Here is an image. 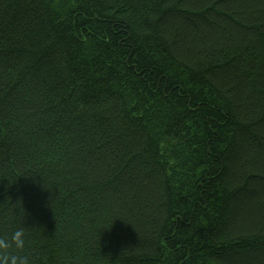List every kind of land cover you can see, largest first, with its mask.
I'll return each mask as SVG.
<instances>
[{
	"label": "trees",
	"instance_id": "obj_1",
	"mask_svg": "<svg viewBox=\"0 0 264 264\" xmlns=\"http://www.w3.org/2000/svg\"><path fill=\"white\" fill-rule=\"evenodd\" d=\"M24 209L35 264H264V0H0Z\"/></svg>",
	"mask_w": 264,
	"mask_h": 264
},
{
	"label": "clouds",
	"instance_id": "obj_2",
	"mask_svg": "<svg viewBox=\"0 0 264 264\" xmlns=\"http://www.w3.org/2000/svg\"><path fill=\"white\" fill-rule=\"evenodd\" d=\"M26 215L25 209L23 215L13 212V226L8 231L0 232V264H35L34 258L25 252Z\"/></svg>",
	"mask_w": 264,
	"mask_h": 264
}]
</instances>
